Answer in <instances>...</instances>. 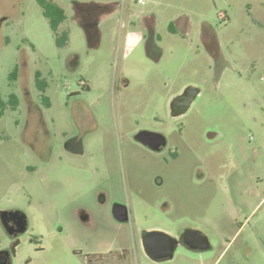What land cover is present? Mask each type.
<instances>
[{"label":"rangeland","instance_id":"374dc122","mask_svg":"<svg viewBox=\"0 0 264 264\" xmlns=\"http://www.w3.org/2000/svg\"><path fill=\"white\" fill-rule=\"evenodd\" d=\"M107 1L120 7L92 45L76 11ZM55 2L62 46L38 0H0V214L29 221L11 236L0 215V250L19 241L12 264H264V0ZM141 13L157 18L150 52ZM189 85L200 93L175 117ZM189 228L210 247L145 252L146 231Z\"/></svg>","mask_w":264,"mask_h":264},{"label":"water","instance_id":"95a60500","mask_svg":"<svg viewBox=\"0 0 264 264\" xmlns=\"http://www.w3.org/2000/svg\"><path fill=\"white\" fill-rule=\"evenodd\" d=\"M200 89L196 85L187 86L181 93L176 95L171 101V112L173 116H180L186 113L196 97L199 95ZM137 138L149 146L151 149L159 151L166 144V136L163 133L141 130ZM114 215L119 220H127L129 218V211L126 205L116 204L114 206ZM22 213L24 219H22V227L18 229V232H25L27 229L26 214L19 210H3L1 211V220L5 229L13 234L12 224L10 223L12 216ZM184 243L192 249H208L210 247V241L208 236L201 230L195 228H189L183 233V238L176 237L166 231L162 230H149L144 233L143 244L146 253L154 260L159 261L163 259L172 258L174 256L176 247ZM2 251H0L1 253ZM8 256L1 260L0 264H12L10 252L6 251Z\"/></svg>","mask_w":264,"mask_h":264},{"label":"trees","instance_id":"16d2710c","mask_svg":"<svg viewBox=\"0 0 264 264\" xmlns=\"http://www.w3.org/2000/svg\"><path fill=\"white\" fill-rule=\"evenodd\" d=\"M38 3L43 9L44 15L49 19L51 28L55 32L57 36L58 45L62 46L66 44L68 40L67 32H60V26L62 22L66 19V11L63 7L55 2V0H38ZM92 8L89 10L76 11L75 17L81 26L85 28L87 31L88 39L92 45H98L101 38V30L99 28V23L108 15L117 11L120 7V3L118 1H107V2H94L91 3ZM78 5V4H77ZM86 9V8H85ZM94 26L96 30V37L98 42H94L93 35H90V29ZM17 68L14 71V76L17 73ZM37 84L39 85L41 90H45L46 84L44 81L40 79V74L37 73ZM11 101L13 105H16V97L15 95L11 96ZM46 103L49 104V100H46ZM19 241H17L13 246V253L16 251V246Z\"/></svg>","mask_w":264,"mask_h":264},{"label":"flooded vegetation","instance_id":"af4514ba","mask_svg":"<svg viewBox=\"0 0 264 264\" xmlns=\"http://www.w3.org/2000/svg\"><path fill=\"white\" fill-rule=\"evenodd\" d=\"M140 132V131H139ZM138 132V133H139ZM138 133L136 134V138H137V135H138ZM137 140L140 142V143H142V144H144V145H146L145 143H143L142 141H140L138 138H137ZM166 140H167V138H166ZM167 145V144H166ZM165 145V146H166ZM147 146V145H146ZM164 146V147H165ZM147 147H149V146H147ZM164 147L161 149V150H163L164 149ZM150 148V147H149ZM151 149V148H150ZM151 150H153V149H151ZM161 150H159V151H161ZM154 151H156V150H154ZM158 151V152H159ZM25 218H27V229H28V226H29V221H28V217L26 216ZM22 219H24V215L22 214V213H18V214H16V215H14V216H12V218H11V221H10V223L12 224V229H13V234H10L8 231V233L11 235V236H18V235H20L21 233H23V232H18V229H20V227H22ZM129 219V218H128ZM127 219V220H128ZM26 229V230H27ZM25 230V231H26ZM176 237H179V238H183V234L182 235H178V236H176ZM18 241V240H17ZM17 241H15L14 242V244L17 242ZM142 242H143V240H142ZM14 244H13V246H14ZM13 246H12V250L11 251H9L10 252V256H11V254H12V252H13ZM143 246H144V244H143ZM189 247V246H188ZM144 249H145V247H144ZM0 251H2L1 253H0V256L2 257V259L1 260H3V259H5L7 256H8V253L6 252L7 250H0ZM145 252H146V250H145ZM98 255V254H97ZM97 255H95L94 256V259H93V263H91V264H97V263H95V262H97L98 261V259H95L96 258V256ZM105 254H103V256H104ZM107 256L109 255V254H106ZM112 255H114L113 253L110 255V256H112ZM115 255H117L119 258H120V261L123 263V264H128V262L124 259V257H123V255L122 254H115ZM148 255V254H147ZM149 256V255H148ZM150 257V256H149ZM151 258V257H150ZM168 259H171V258H168ZM154 260V259H153ZM156 261V260H155Z\"/></svg>","mask_w":264,"mask_h":264},{"label":"crops","instance_id":"0c3cea01","mask_svg":"<svg viewBox=\"0 0 264 264\" xmlns=\"http://www.w3.org/2000/svg\"><path fill=\"white\" fill-rule=\"evenodd\" d=\"M140 17H141V26L143 29H145L146 31H148L145 35H144V38L147 39V35L148 33H151L153 32V37H150L149 38V41H147V47L149 49V52L150 50L153 48V45H157V42H156V37H155V33H154V29L156 28V25H157V18L153 15H150V14H144V13H141L140 14ZM128 81V79H126ZM131 82V80H130Z\"/></svg>","mask_w":264,"mask_h":264},{"label":"built area","instance_id":"2783aa9c","mask_svg":"<svg viewBox=\"0 0 264 264\" xmlns=\"http://www.w3.org/2000/svg\"><path fill=\"white\" fill-rule=\"evenodd\" d=\"M81 83L84 85L86 82L84 80H82Z\"/></svg>","mask_w":264,"mask_h":264}]
</instances>
